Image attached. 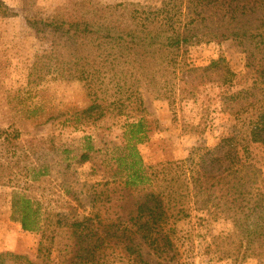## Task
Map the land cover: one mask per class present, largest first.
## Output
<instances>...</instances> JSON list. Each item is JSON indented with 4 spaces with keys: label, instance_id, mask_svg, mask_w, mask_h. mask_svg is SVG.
<instances>
[{
    "label": "trees",
    "instance_id": "16d2710c",
    "mask_svg": "<svg viewBox=\"0 0 264 264\" xmlns=\"http://www.w3.org/2000/svg\"><path fill=\"white\" fill-rule=\"evenodd\" d=\"M27 22L51 43V59L84 84L89 105L27 110L53 127L48 137L0 129V189L10 193L11 221L40 236L36 261L25 264H149L141 244L177 258L178 224L193 208L234 223L226 237H212L207 254L264 257V176L244 161L250 145H264V0H163L157 8L68 0L55 17ZM223 39L243 50V74L223 53L206 65L189 63L190 48ZM146 95L172 108L202 103L204 116L188 127L200 135L212 102L234 125L214 148L145 172L137 145L149 132ZM106 119L124 122L125 146L103 159L102 178L82 180L87 165L94 176L100 151L88 139H64V131ZM22 260L0 255V264Z\"/></svg>",
    "mask_w": 264,
    "mask_h": 264
},
{
    "label": "rangeland",
    "instance_id": "374dc122",
    "mask_svg": "<svg viewBox=\"0 0 264 264\" xmlns=\"http://www.w3.org/2000/svg\"><path fill=\"white\" fill-rule=\"evenodd\" d=\"M67 1L0 0V129L14 125L24 137H48L54 133L53 127L49 124L40 126L32 121L27 110L34 105L43 106L46 111L54 106L66 110L89 105L84 84L51 59V43L36 37L27 22L55 17ZM97 1L103 5L135 2L146 8H157L163 0ZM221 53L237 75L245 72L244 52L232 39L192 47L188 61L199 67L217 59ZM144 101L149 132L147 138L137 145V151L145 172L160 163L185 160L201 148H214L230 134L234 125L229 116L216 111V103L212 102L209 106L212 113L206 118L207 129L200 135L188 127L198 125L204 116L202 103H179L172 108L167 101L154 100L148 95L144 96ZM123 124L119 119H106L91 128L65 129L64 139L77 143L88 139L100 151L94 176H90L91 165H87L79 172L82 180L94 183L105 175L103 159L117 149L122 151L125 146ZM244 161L253 164L264 176V145H250L249 159ZM10 201L9 191L0 189V255L22 256L21 264H25V260L35 262L40 236L25 233L21 226L11 221ZM191 213L190 219L178 224L181 241L177 258L160 256L146 245H140L149 264H264V257L238 262L225 259L221 254H207L212 237L219 234L226 237L234 230V223L225 216L218 217L217 212L205 215L193 208Z\"/></svg>",
    "mask_w": 264,
    "mask_h": 264
}]
</instances>
